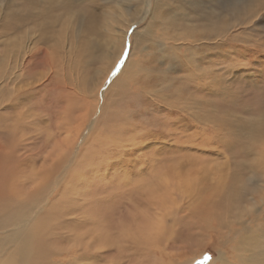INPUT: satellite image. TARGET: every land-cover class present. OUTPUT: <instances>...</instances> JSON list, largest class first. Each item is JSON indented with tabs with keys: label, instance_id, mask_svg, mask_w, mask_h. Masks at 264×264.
Listing matches in <instances>:
<instances>
[{
	"label": "bare ground",
	"instance_id": "obj_1",
	"mask_svg": "<svg viewBox=\"0 0 264 264\" xmlns=\"http://www.w3.org/2000/svg\"><path fill=\"white\" fill-rule=\"evenodd\" d=\"M107 20L106 27L113 29L110 45L114 48L118 33L124 37L126 30L117 28L112 17ZM122 23L126 26L129 22ZM221 24L224 29L228 26ZM2 28L0 264H141L136 260L142 247L144 264H189L196 258L177 262L172 251L185 250L192 241L203 249L208 240L216 238L220 240L219 246H230V257L218 250L215 258L202 264H264V245L256 244L253 239L247 248L241 242L247 230L253 231L254 225L250 224L256 219L252 217L254 204L249 208H242L237 202L226 204L224 200L232 194L231 184L235 183L224 168H215L207 174L195 163L185 165L177 157L175 161L167 157L164 163L162 160L158 163L157 150L148 151L146 147L140 157L133 158L136 146L150 134L145 136L135 131L136 125L129 117L123 121L119 113L121 104L118 106L121 99L111 92L117 86L139 83L135 77L140 66L133 58L134 50L140 46L136 34L120 75L109 81L105 100L98 108V89L108 73L106 67L111 63L112 52L103 56L107 65L97 73L100 80L97 87V79L94 85L75 78L78 77L75 69L79 72L83 66L80 62L87 55L76 52L81 48L73 51V45L87 42L77 34V29L72 30V42L62 31L57 32L53 43L39 40L36 43L34 37H29L14 45L7 33L8 24ZM223 28L212 22L199 32L192 29L191 36L197 34L193 37L196 43L201 39L212 41ZM187 34L173 36L174 42L187 41L190 36ZM60 39L63 42L58 46ZM66 42L70 45L63 48ZM172 49L176 51L174 46ZM86 50L88 47L83 52ZM61 51L69 56L72 53V57H62ZM195 58L185 57V80L180 92L187 91L186 85H190L195 95L206 91L201 81L205 73L200 71ZM72 73L75 79L71 82ZM180 92L175 98L166 99L169 123L175 124L179 118L188 116L186 126L203 129L199 101L194 99L188 106ZM96 111L100 113L94 119ZM210 124L215 132L217 122ZM86 128L88 132L80 140ZM164 135L171 142L173 139L170 145L173 151L179 152L188 142L177 138L178 133L172 135V130ZM78 141H81L79 147ZM223 193L226 196L220 198ZM180 226H187V230L177 228ZM258 226L254 227L255 231ZM174 227L181 232L176 237ZM168 229L169 236L175 237L172 240L166 237ZM205 230H211L209 239L204 236L209 233Z\"/></svg>",
	"mask_w": 264,
	"mask_h": 264
},
{
	"label": "rangeland",
	"instance_id": "obj_2",
	"mask_svg": "<svg viewBox=\"0 0 264 264\" xmlns=\"http://www.w3.org/2000/svg\"><path fill=\"white\" fill-rule=\"evenodd\" d=\"M90 15L94 17L91 18ZM109 16L115 20V23L117 21V28L126 30L124 37L118 33L114 48L110 45L113 29L106 27ZM123 21L129 23L124 26ZM212 22H216L221 29L223 28L221 23H227L226 26L231 25L223 28L217 33L218 35H214L212 41L201 39L196 43L193 37L197 34L191 36L192 29L199 32ZM6 23L8 36H12L14 45L22 44L29 37H34L36 43L39 41L53 43L57 32L62 33V31L63 34L69 35L67 39L72 42V30L77 29V34L83 36L87 42L73 45V51L81 48L76 52L80 54L82 51L81 53L87 55L84 56L86 57L84 61L80 62L83 66L80 67L79 72L75 69L78 77H75V73L70 75L71 82L72 79L78 78L79 82L85 80L89 84L94 82L95 85L97 81L98 87L100 80L97 79V73L107 65L103 56L112 52L113 58L106 67L108 73L98 89V108L105 100L109 81L112 82L120 75L131 47L134 46V34H136L140 46L134 50L133 58L140 66L135 77L139 81L138 86L126 84L122 88L115 87L116 89L111 92L121 99L118 106L120 108L121 104L119 113L123 121L129 117L132 124L136 125L135 131H141L145 136L150 134L136 146L138 149H135L133 158L140 157L146 147L148 151L157 150L158 163H161V160L164 163L167 157L175 161L177 157L179 162L182 161L185 165L188 162L195 163L207 174H211L215 168L219 167L222 170L224 168V172L231 175L232 182L235 183L231 184L232 194L227 195L224 200L226 204L237 202L242 208H249L254 204L252 217L256 219L250 224L254 225L253 231L247 230V233H244L242 246L249 248L250 244H253V239L256 244L264 245V167L262 166L264 165V0H159L158 2L157 0H0V29H4L2 26ZM146 26L148 27L144 30ZM45 32L47 35L42 34ZM186 34H190L187 41L174 42L173 36L185 37ZM62 42L60 39L57 45L61 46ZM70 42L63 43V48L69 46ZM214 44L217 45L216 48ZM173 46L176 48L175 52ZM87 47L88 51L84 53L83 50ZM42 51L45 53L44 50ZM60 55L72 57V53L69 56L63 51ZM185 57L198 59L197 65L200 71L205 73L201 81L207 92L202 91V94L195 95L188 87L190 85H186L185 93L180 92L185 80L183 73ZM205 63H208V66ZM38 69L40 68L36 70ZM212 89H216L215 93H212ZM178 91L188 106L192 105L194 99L199 101L203 129L193 130L190 128L191 125L186 126L189 123L188 116L179 118L175 124L169 123L166 99L175 98ZM99 111L95 112L94 119ZM176 113L174 112L173 116H176ZM211 121H216L218 124L214 127L215 132H212L209 126ZM171 130L172 135L178 133L177 138L188 139L179 152L173 151L170 147L173 139L172 142L168 140L169 138L165 139V131ZM87 132L88 128L82 131L80 140ZM158 134L160 136H156ZM80 144L81 141H78L77 146L79 147ZM153 175H156V171ZM120 184L123 187V179ZM225 196L226 194L223 193L220 198ZM256 225L259 226L255 231ZM177 228L187 230V226ZM177 228H172V231L176 232L175 237L181 233ZM197 228L194 226L195 231L198 230ZM169 231V229L166 231V237L172 240L175 237L171 238ZM206 232L209 233L204 236L207 235L209 239L211 230H205ZM219 241L218 238L208 240V245L203 249L192 241L189 248L176 251L175 255L176 252L172 251V256L177 262L196 258L189 264L209 261L217 256L218 250L222 251L225 257H230L231 254L228 252L230 246H219ZM233 244L236 247L238 243ZM237 246L241 247V245ZM141 249L136 262L144 264Z\"/></svg>",
	"mask_w": 264,
	"mask_h": 264
}]
</instances>
